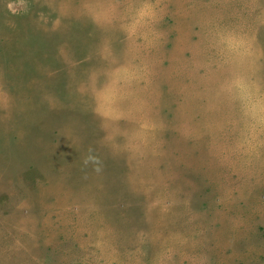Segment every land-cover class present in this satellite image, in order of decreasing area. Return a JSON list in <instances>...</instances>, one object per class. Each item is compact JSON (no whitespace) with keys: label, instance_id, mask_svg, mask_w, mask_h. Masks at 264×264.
Returning a JSON list of instances; mask_svg holds the SVG:
<instances>
[{"label":"rangeland","instance_id":"1","mask_svg":"<svg viewBox=\"0 0 264 264\" xmlns=\"http://www.w3.org/2000/svg\"><path fill=\"white\" fill-rule=\"evenodd\" d=\"M0 264H264V0H0Z\"/></svg>","mask_w":264,"mask_h":264}]
</instances>
